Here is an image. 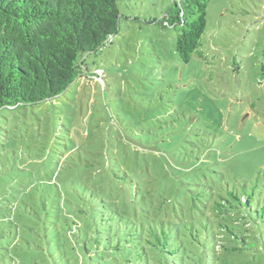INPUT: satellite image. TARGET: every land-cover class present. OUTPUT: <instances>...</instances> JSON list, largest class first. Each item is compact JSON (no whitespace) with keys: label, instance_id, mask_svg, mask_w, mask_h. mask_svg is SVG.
Wrapping results in <instances>:
<instances>
[{"label":"rangeland","instance_id":"rangeland-1","mask_svg":"<svg viewBox=\"0 0 264 264\" xmlns=\"http://www.w3.org/2000/svg\"><path fill=\"white\" fill-rule=\"evenodd\" d=\"M117 1L119 31L88 56L90 75L55 98L0 109V264L60 262L90 189L138 226L164 220L168 240L198 260L207 253V264H264V0H212L188 63L165 23L179 0ZM150 191L169 208L153 209ZM230 192L250 197L230 222L250 231L247 246L233 243L243 252L224 256L211 206ZM137 225L113 235L116 259L161 264ZM188 255L169 261L195 264Z\"/></svg>","mask_w":264,"mask_h":264},{"label":"trees","instance_id":"trees-1","mask_svg":"<svg viewBox=\"0 0 264 264\" xmlns=\"http://www.w3.org/2000/svg\"><path fill=\"white\" fill-rule=\"evenodd\" d=\"M211 1L179 0L168 15L165 23L180 31L175 48L184 63L190 62L201 46ZM121 17L117 0H0V109L55 98L65 93L77 77L90 75L88 56L113 44ZM116 178L115 173L109 177L111 182ZM150 194L151 198L146 200L151 201L153 209L169 208L165 197L152 191ZM230 194L211 206L216 217L215 247L224 256L243 252L250 231L246 226L238 229L230 224L238 205L250 207V197ZM78 207L79 215L73 219V225H68L71 229L76 227L73 234L78 235V241L61 249V261L57 264H134L132 257L117 260L123 246L121 239L113 244V235L122 232L124 225L137 223L113 209L110 211L104 196L95 189H90V195ZM243 219L238 217L234 222ZM148 223L147 227L140 222L136 230L144 232L141 237L151 244L156 262L159 261L155 256L159 255V263L171 264L169 257L184 252L191 255L188 257L195 264H207V253L198 260V252H189L183 240L177 244L168 240L165 229L158 227V223L164 227V220L151 219ZM192 223L183 222L198 242L199 231L190 227ZM239 239L244 245H233ZM129 249H133L131 244ZM173 262L176 264V260Z\"/></svg>","mask_w":264,"mask_h":264},{"label":"built area","instance_id":"built-area-1","mask_svg":"<svg viewBox=\"0 0 264 264\" xmlns=\"http://www.w3.org/2000/svg\"><path fill=\"white\" fill-rule=\"evenodd\" d=\"M94 78L98 80V82L101 83V85H104V72L102 69L95 70V76Z\"/></svg>","mask_w":264,"mask_h":264}]
</instances>
